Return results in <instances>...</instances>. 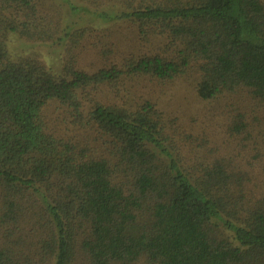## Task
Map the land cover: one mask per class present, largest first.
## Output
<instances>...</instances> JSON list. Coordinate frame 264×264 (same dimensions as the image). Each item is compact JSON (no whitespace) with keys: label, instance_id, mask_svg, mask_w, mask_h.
<instances>
[{"label":"trees","instance_id":"16d2710c","mask_svg":"<svg viewBox=\"0 0 264 264\" xmlns=\"http://www.w3.org/2000/svg\"><path fill=\"white\" fill-rule=\"evenodd\" d=\"M131 5L95 11L143 38L118 56L100 36L64 30L52 0H0V264H264V181L242 200L226 166L186 170L154 104L121 96L135 79L193 72L204 101H264V0ZM11 34L64 43L60 74L12 58ZM80 39L102 51L92 72Z\"/></svg>","mask_w":264,"mask_h":264},{"label":"rangeland","instance_id":"374dc122","mask_svg":"<svg viewBox=\"0 0 264 264\" xmlns=\"http://www.w3.org/2000/svg\"><path fill=\"white\" fill-rule=\"evenodd\" d=\"M131 1L72 0L76 7L73 11L65 0H52L61 13L64 30H85V34L100 36L105 55L114 49L118 56L127 51L126 45L130 46L132 39L141 46L143 38L127 21H105L95 11L118 15L129 11ZM91 42L93 39H80L78 47L87 72L99 68L103 61L102 56L91 54L96 49L102 53L100 47H89ZM8 46L12 58H35L60 74L66 55L64 43L38 44L11 34ZM198 79L193 72L170 83L135 79L121 89V96L133 104L149 100L161 112L170 136L168 145L183 168L197 173L222 164L238 177L234 184L243 187L236 197L248 200L264 181V101L239 92L204 101L197 93Z\"/></svg>","mask_w":264,"mask_h":264}]
</instances>
